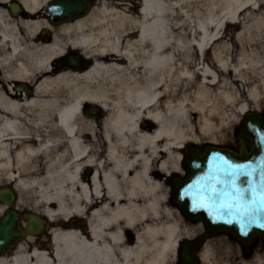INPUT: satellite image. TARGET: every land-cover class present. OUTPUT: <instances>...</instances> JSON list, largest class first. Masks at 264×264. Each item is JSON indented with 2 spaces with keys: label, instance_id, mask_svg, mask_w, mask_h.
<instances>
[{
  "label": "bare ground",
  "instance_id": "bare-ground-1",
  "mask_svg": "<svg viewBox=\"0 0 264 264\" xmlns=\"http://www.w3.org/2000/svg\"><path fill=\"white\" fill-rule=\"evenodd\" d=\"M135 1L140 10L132 16L104 3L68 28L84 32L86 51L103 59L83 74L50 69L58 43L9 70L0 29L4 79L44 76L32 98L0 84V183L37 186L39 212L52 221L87 222L61 224L49 241L28 238L0 264H173L180 222L187 233L193 226L173 209L168 187L170 176L183 173L182 152L189 143L218 144L251 111L246 103L264 101V0ZM241 24L246 59L233 62L221 32ZM210 48L214 66L204 59ZM253 80L259 85L250 101L242 99L236 84ZM85 105L101 109L103 120L82 115ZM90 151L100 154L84 157ZM175 213L179 220L167 225L164 217ZM242 259L264 264V256Z\"/></svg>",
  "mask_w": 264,
  "mask_h": 264
},
{
  "label": "water",
  "instance_id": "water-1",
  "mask_svg": "<svg viewBox=\"0 0 264 264\" xmlns=\"http://www.w3.org/2000/svg\"><path fill=\"white\" fill-rule=\"evenodd\" d=\"M242 132L250 142V151L236 155L228 149L208 146L204 155L194 153L186 159L188 177L175 187L174 202L189 220L206 224L207 237L227 233L248 246L256 237H264V117L247 115ZM239 172L251 176H239ZM233 185L244 190L243 199L235 197ZM15 200L12 190H0V201L10 206L0 219V256L12 250L27 233L38 234L45 226L30 216L27 232L21 230L22 216L14 211ZM204 239L181 245L182 264H197L194 254Z\"/></svg>",
  "mask_w": 264,
  "mask_h": 264
},
{
  "label": "flooded vegetation",
  "instance_id": "flooded-vegetation-1",
  "mask_svg": "<svg viewBox=\"0 0 264 264\" xmlns=\"http://www.w3.org/2000/svg\"><path fill=\"white\" fill-rule=\"evenodd\" d=\"M120 1L122 3H105L117 6V9L118 6H128V8L119 9L128 16L139 12V7L136 8L131 3H126L129 0ZM103 7V0H44L39 4L28 0H0V29L3 36L1 40L5 51L4 57L9 58L7 67L9 70H17L22 67L21 60L23 62L28 61L27 64L29 61L32 62L35 49L58 43L57 47L62 51L49 63L50 69L55 70V75L63 72L83 74L90 71L95 65L103 61L102 57H97L86 51L84 32L78 31V34L76 31L71 32L68 28L84 22L95 11L102 10ZM15 43L16 48H14ZM30 51L32 52L31 55L29 54ZM4 70L3 64L0 62V82H3L0 84L6 91L18 95L20 99L23 97L32 98L37 88V82L44 78L41 74L39 75L40 79L36 82L17 78V76H8V79H4ZM90 108H92L90 105H85L82 115L95 116L97 121L103 120L104 112L101 109L95 113L91 112ZM32 138L37 140L35 137ZM235 145L237 151L241 150L243 146L240 140H236ZM99 154L90 151L84 157ZM92 174L93 170L91 169L86 175V180L89 181ZM68 224L73 226L84 224L87 227L86 220L81 218L70 219ZM50 229H47L46 233Z\"/></svg>",
  "mask_w": 264,
  "mask_h": 264
},
{
  "label": "rangeland",
  "instance_id": "rangeland-1",
  "mask_svg": "<svg viewBox=\"0 0 264 264\" xmlns=\"http://www.w3.org/2000/svg\"><path fill=\"white\" fill-rule=\"evenodd\" d=\"M106 2H121L120 0H103ZM122 3V2H121ZM126 3H131L134 5L136 8L139 7L137 4V1H126ZM111 7H115V5H110ZM122 7H127L128 6H118V9ZM241 25H238V27H234V25H228L224 27L223 31L221 32V36L223 37L222 42H225L227 44H230V58L233 60V62H236L240 58H244L241 56L239 53V48H238V42H237V35L241 32ZM213 49L210 48L208 50V53L206 56H204V59L206 60V63L208 65L214 66L213 64V55H212ZM246 59V58H244ZM264 62V61H263ZM264 80V72L263 76H261ZM259 81L255 82V80L251 81L250 83H239L236 84V89L240 93V96L244 100L249 99V93H250V88L258 86ZM251 108V111L248 113H257L260 115H264V101H260L259 105H255L254 103L250 102V105L247 103L245 104V107ZM247 113V114H248ZM243 117V116H242ZM241 121V120H240ZM240 121H235L233 126L225 132L224 135L221 136V141L217 144L218 146H228L234 144L235 138L237 137L239 133V125ZM205 144L203 143L201 145H196L202 148ZM193 146V144H188L186 146V150L190 147ZM179 177H182V174L180 173L178 175ZM15 187L18 193V201L15 204V207L18 211H32L34 213H37L41 216H43L39 211L44 210L45 204L41 200V191L37 186L28 184V187L25 186H19V184L16 183V181H12L11 178H3L2 182L0 183V188L2 187ZM168 187L171 190V185H170V177L168 179ZM172 202V200H171ZM174 206L173 209L180 214L184 220L187 221V219L184 217V215L181 213V211L173 204ZM7 210V207L0 202V217L4 214V212ZM61 216H58L56 219H60ZM165 223L168 225L170 224H175L176 221H178V215L175 213L173 216H165L164 219ZM204 225L202 224H193L192 227L189 228V232L187 233V225L185 223L179 224V238L181 240H195L197 239L200 235L203 234L205 231ZM184 235V236H183ZM186 236V237H185ZM43 241H49V239L46 237H43ZM26 241V240H25ZM23 241L22 243H24ZM27 242V241H26ZM207 242L209 243V247L207 249L202 248V250L199 253V264H243L242 258L246 259H251V258H259L260 256H264V242L261 241V239H258L255 241V243L247 250H244L241 245L234 241L230 236L228 235H220L218 237L209 239ZM170 261H173V264H177L178 262V256L176 253L171 252L169 255Z\"/></svg>",
  "mask_w": 264,
  "mask_h": 264
},
{
  "label": "snow or ice",
  "instance_id": "snow-or-ice-1",
  "mask_svg": "<svg viewBox=\"0 0 264 264\" xmlns=\"http://www.w3.org/2000/svg\"><path fill=\"white\" fill-rule=\"evenodd\" d=\"M209 165H210V169H211V161H209ZM239 176H244L246 178L250 177L251 176V173H248V172H239L238 173ZM247 183L251 184V180L248 179L247 180ZM243 189H238L236 188L234 185H233V193L235 194V197L237 199H243Z\"/></svg>",
  "mask_w": 264,
  "mask_h": 264
}]
</instances>
